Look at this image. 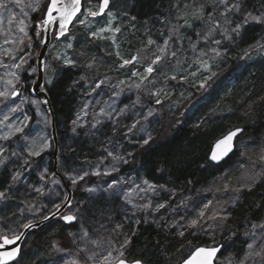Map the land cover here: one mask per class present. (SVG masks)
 I'll list each match as a JSON object with an SVG mask.
<instances>
[{
	"label": "trees",
	"instance_id": "16d2710c",
	"mask_svg": "<svg viewBox=\"0 0 264 264\" xmlns=\"http://www.w3.org/2000/svg\"><path fill=\"white\" fill-rule=\"evenodd\" d=\"M182 1L186 0H133L135 6L130 17L143 29L159 27L162 22L171 28ZM233 4L237 10L226 15H213L207 7L200 25L193 28L197 37L188 38L215 61L206 89L201 90L188 80L166 78L167 72L176 70L182 63V53L177 42L172 41L173 55L161 60L152 79L145 81L139 98L143 105L157 111L156 137L145 145L135 146L134 136L128 137L119 128H104L108 148H118L119 156L106 158L104 168H111L109 174L93 175L88 169V174L74 186L77 192L72 205L83 197L88 200V192L83 195L80 190L112 186L95 203L87 201V213L120 249L118 262L181 264L195 249L214 245L222 247L217 261L220 264L219 260L229 251L234 252L231 255L234 258L246 254L254 227L264 224V180L243 191L237 204H231L230 196L238 190L236 178L231 179L224 194L216 187L238 164L239 152L235 150L220 165L209 161L214 144L233 130H243L237 142L248 141V154L255 155L258 143L264 142V57L251 58L250 48L254 46L257 50L258 43L264 41V0H234ZM48 6L49 3L31 18L30 43L35 56L41 50ZM35 56L30 62L32 66H36L38 56ZM94 62L95 59H86L82 60V67H64L58 70L54 83L46 86L55 118L58 172L71 190L73 185L65 175L66 161L69 159L81 167L89 163L86 159L93 153L84 141L85 133L78 130L76 112L84 77H90L89 65ZM22 78L24 92L31 95L34 77ZM167 93L171 95L166 97ZM64 141L73 144V149L68 151ZM12 145L6 143V149L12 150ZM53 155L52 147L44 157L22 167L10 182H7L8 172H0V202L11 199L15 185L23 180L37 181L35 169L40 160H50L49 170L54 172ZM126 185L138 187L137 200L141 206L136 209V219L131 217L133 210L127 207L130 196L124 188ZM193 221L197 223L194 225ZM65 230L66 225L56 220L43 230L34 231L25 241L21 257L31 237L34 236V246L42 249L57 240L63 243ZM42 258L35 264H40ZM45 261L43 264H49Z\"/></svg>",
	"mask_w": 264,
	"mask_h": 264
},
{
	"label": "rangeland",
	"instance_id": "374dc122",
	"mask_svg": "<svg viewBox=\"0 0 264 264\" xmlns=\"http://www.w3.org/2000/svg\"><path fill=\"white\" fill-rule=\"evenodd\" d=\"M101 1L84 2V11L73 24L69 35L61 41L53 39L46 57L47 87L54 83L58 70L71 66L82 67V60L95 59L89 65L90 79L84 77L86 81H83L82 96L76 112L78 130L85 133L87 138L84 141L93 153L91 158L86 159L89 163L85 162L81 167L69 159L66 161L68 171L65 175L73 185L74 194L77 192L75 184L88 174V169L93 175L109 174L111 168H104L106 158L119 156L118 148H108L104 128H119L128 137L134 136L135 146L145 145L156 137L159 129L157 111L143 105L139 98L145 89V81L152 79L150 77L155 75L161 60L168 54L170 57L173 55L172 41L177 42L182 63L176 70L167 72L166 78L184 82L188 80L201 90L206 89L215 61L188 38L192 35L197 37L193 28L200 25L208 8L213 11V15H226L237 10L234 0H186L178 7L171 28L162 22L159 27L146 26L143 29L137 27L134 17H130L135 6L133 0H110V8L104 16L90 15V12L98 14ZM4 2L8 7L0 8V172L7 171V182H10L27 163L39 160L54 148L47 108L39 99L26 94L21 83L24 75L34 77L32 85L36 80L37 65L30 64L35 56L30 43L31 18L50 0H20L19 4L15 0ZM211 37L209 34L210 41L213 40ZM257 46V50V47H250L253 54L251 58L264 57V41L261 40ZM125 60L131 62L125 64ZM149 67L153 68L152 73L147 72ZM170 95L167 93L166 97ZM6 143H13L12 150L6 149ZM247 143L245 140L236 141L238 164L219 180L216 187L224 194L229 189L231 179L236 178L238 190L230 196L231 204H237L238 196L243 191L264 180V142L258 143L259 149H255V155L247 153ZM65 147L69 151L74 145L65 142ZM8 152L9 155H6ZM49 167L50 160H40L35 169L37 181L32 182L29 178L23 180L21 184L15 185L16 190L12 191L11 199L0 202V239L5 235H18L27 224L51 214L66 200L63 186ZM111 188L102 185L88 191L80 190L79 193L83 195L88 192V200L83 197L65 214L74 217L75 222L65 224L63 243L57 240L52 246L38 249L32 243L33 236L17 264H35L42 255L40 264H43V259L49 264H116L121 257L120 249L109 239L108 232L93 223L87 213V201L90 199L95 203ZM124 188L130 196L127 207L133 210L131 217L136 219V209L141 206L137 200L138 187L126 185ZM149 205L148 201L145 202L147 210ZM72 225H75L74 228L70 227ZM248 244L252 247L248 245L246 254L234 258L231 256L234 252L229 251L219 263L264 264V224L254 227Z\"/></svg>",
	"mask_w": 264,
	"mask_h": 264
},
{
	"label": "water",
	"instance_id": "95a60500",
	"mask_svg": "<svg viewBox=\"0 0 264 264\" xmlns=\"http://www.w3.org/2000/svg\"><path fill=\"white\" fill-rule=\"evenodd\" d=\"M74 5V0H57L56 3V8L64 11H71L72 7ZM111 5V2L109 0L108 6L104 7L103 6V0L100 3V8L99 12L96 15L97 17H102L104 14L109 10ZM103 8V11L101 9ZM51 11V20L49 21V12ZM84 11V0H80V5H79V11L75 13V15L72 17L71 22L67 23L65 28L63 29V35H61V11H55L52 10V0H50L46 15H45V20H44V25L42 29L43 33V38H42V44H41V50L39 52V55L37 57V77L32 85L31 88V95L37 99H39L42 104L47 108L50 118H51V129H52V137H53V143H54V155H53V163H54V173L56 177L60 180V182L63 185L64 190L67 193L66 200L64 203L58 207L53 213L48 215L47 217L41 219L40 221L37 222H32L27 224L22 231L15 236H3L0 239V264H16L21 257V250L22 246L27 239V237L34 231L40 230L42 227L50 224L54 220L59 219L61 216H63L68 209L72 205L73 201V196L74 193L73 191L66 185L63 177L59 174L58 172V141H57V134H56V127H55V118H54V113L52 110L50 98L47 92V87L45 83V67H46V57L49 53L53 38H55L57 41L63 40L65 37H67L70 33V30L77 20V18L83 13ZM16 96V93L15 95ZM239 130V131H238ZM231 132H237V135L233 138L232 140V146L231 150H229L226 154L224 153V148L225 145L221 144L220 147H217L218 144H220L221 140H224L226 136H228L229 133ZM229 132L227 135H225L223 138L218 140L214 146L212 147L209 161L214 164V165H220L224 163L234 152H235V147H236V141L237 138L242 134L243 130L242 129H236ZM213 155L217 156V159H213ZM68 217V216H65ZM65 217H62V221L65 224L71 225L74 224L75 219L69 221L66 220ZM72 217V216H71ZM7 238L8 240H14L15 242L12 244H5L4 240ZM203 249H218L219 251L216 252L215 256L212 258V264H217L218 257L222 251V247H201ZM201 248L195 249L190 256L185 259L181 264H204V261L206 260V254L205 253H200L197 255L198 250ZM15 249H19V252L13 257V258H7L4 256L5 253L7 252H13ZM124 261V260H122ZM116 264H120V261L117 262ZM124 264H142L141 262H128L124 261Z\"/></svg>",
	"mask_w": 264,
	"mask_h": 264
},
{
	"label": "snow or ice",
	"instance_id": "6c2138e0",
	"mask_svg": "<svg viewBox=\"0 0 264 264\" xmlns=\"http://www.w3.org/2000/svg\"><path fill=\"white\" fill-rule=\"evenodd\" d=\"M19 2H20V0H15V3L19 4ZM56 3H57V0H52V10L61 11L62 12L60 27L62 29L61 35H63L64 34L63 33V29L65 28L66 24L70 23L72 17L75 15V13L77 11H79L80 0H74V5H73L71 11H64V10L57 9L56 8ZM108 3H109V0H103V6L104 7H107ZM7 7H8V4L5 3L4 0H0V8L7 9ZM101 11H103V8L101 9ZM89 14L92 15V16H96L97 15L96 12H90ZM48 15H49V21H50L51 20V11L49 12ZM21 31H23V28L21 29ZM149 43H151V41H149ZM130 62L131 61H128V60L124 61L125 64H128ZM147 72L148 73H152L153 72V68L149 67L147 69ZM236 135H237V132L229 133L228 136H226L224 140H221L220 144L217 145V147H220L221 144L225 145L223 154H226L229 150H231L232 140H233V138ZM145 143H147V141H145ZM37 155H38V153H37ZM213 159H217V156L213 155ZM200 215L203 216L204 213L201 212ZM65 219L71 221V220L74 219V217L68 216V217H65ZM196 223H197V221H193L194 225ZM14 242H15L14 240H8L7 238H5V240H4L5 244H12ZM251 247H252V245H249V248H251ZM217 251H219V250L215 249V248L214 249H203V248H201V249L198 250L197 255H199L200 253H205L207 258L204 261V264H212V258L215 256ZM18 252H19V249H15V251H13V252L5 253L4 256L7 257V258H13ZM249 255H251V253ZM256 255H259V253H256ZM120 264H124V261H120Z\"/></svg>",
	"mask_w": 264,
	"mask_h": 264
},
{
	"label": "flooded vegetation",
	"instance_id": "af4514ba",
	"mask_svg": "<svg viewBox=\"0 0 264 264\" xmlns=\"http://www.w3.org/2000/svg\"><path fill=\"white\" fill-rule=\"evenodd\" d=\"M63 216H64V215H63ZM42 219H43V218H42ZM54 221H56V220H54ZM57 221H60V222L64 223V222L62 221V216H61L59 219H57ZM51 223H52V222H51ZM64 224H65V223H64ZM48 225H49V224H48ZM46 226H47V225H46ZM44 227H45V226H44ZM41 229L43 230V227H42ZM41 229H40V230H41ZM42 234H43V233H42ZM28 237H29V236H28ZM28 237H27V239H28ZM27 239H26V240H27ZM26 240H25V241H26ZM24 243H25V242H24ZM23 246H24V244H23ZM23 246H22V249H23ZM21 252H22V250H21ZM18 262H19V261H18ZM18 262H17V263H18Z\"/></svg>",
	"mask_w": 264,
	"mask_h": 264
},
{
	"label": "bare ground",
	"instance_id": "6f19581e",
	"mask_svg": "<svg viewBox=\"0 0 264 264\" xmlns=\"http://www.w3.org/2000/svg\"><path fill=\"white\" fill-rule=\"evenodd\" d=\"M51 234V233H50Z\"/></svg>",
	"mask_w": 264,
	"mask_h": 264
}]
</instances>
